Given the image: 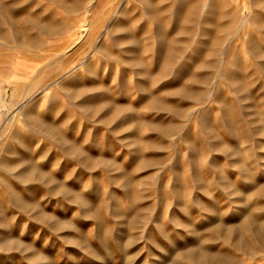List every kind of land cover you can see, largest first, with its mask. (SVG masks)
Instances as JSON below:
<instances>
[{
    "label": "rangeland",
    "instance_id": "obj_1",
    "mask_svg": "<svg viewBox=\"0 0 264 264\" xmlns=\"http://www.w3.org/2000/svg\"><path fill=\"white\" fill-rule=\"evenodd\" d=\"M120 1L0 0V264H264V0Z\"/></svg>",
    "mask_w": 264,
    "mask_h": 264
},
{
    "label": "bare ground",
    "instance_id": "obj_2",
    "mask_svg": "<svg viewBox=\"0 0 264 264\" xmlns=\"http://www.w3.org/2000/svg\"><path fill=\"white\" fill-rule=\"evenodd\" d=\"M121 2H122V0L119 2V4L117 5V7H118V9L119 10H122V6L120 5L121 4ZM117 24V23H116ZM115 24V25H116ZM115 56V55H114ZM31 120V119H30ZM45 124V123H44ZM5 131V130H4ZM6 132V131H5ZM4 136V135H3ZM27 147V146H26ZM21 156V155H20ZM16 167V166H15ZM27 167V166H26ZM11 170V169H10ZM29 172V171H28ZM30 173V172H29ZM19 192V191H18ZM43 215V214H42ZM38 223H40V222H38ZM256 228V227H255ZM259 227H257V229H258ZM259 229H261V228H259ZM256 230V229H255ZM257 232V231H256ZM263 238V237H262ZM240 244H242L241 242H240ZM235 245V244H234ZM244 247V246H243ZM242 247V248H243ZM246 247V246H245ZM248 251V250H247ZM246 252V251H245ZM190 253H194L195 254V256L197 257V258H199V260L201 259V258H207L208 260H209V262L211 263V264H215V263H218L217 262V256H208L206 253H204V252H198V251H196V252H194L193 250L192 251H190L189 253H187V256H189V254ZM247 253V252H246ZM219 259V258H218ZM168 264V263H167Z\"/></svg>",
    "mask_w": 264,
    "mask_h": 264
}]
</instances>
